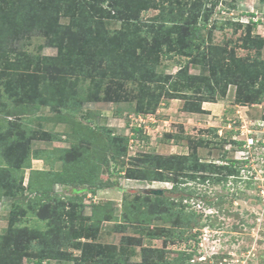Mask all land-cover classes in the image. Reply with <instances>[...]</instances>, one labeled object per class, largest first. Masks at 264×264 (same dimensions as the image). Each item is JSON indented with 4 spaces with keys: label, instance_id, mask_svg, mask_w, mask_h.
Masks as SVG:
<instances>
[{
    "label": "rangeland",
    "instance_id": "rangeland-1",
    "mask_svg": "<svg viewBox=\"0 0 264 264\" xmlns=\"http://www.w3.org/2000/svg\"><path fill=\"white\" fill-rule=\"evenodd\" d=\"M115 1L120 14L105 15L108 31L123 30L124 17L144 30L158 25L170 5ZM19 3L0 0L2 22ZM206 8L209 29L191 57L176 55L180 48L173 47L171 59H148L151 76L133 80L112 78L115 72L92 54L73 70L61 68L68 75L50 84V69L60 66L46 26H27L23 16L26 27L6 33L0 46V174L12 189L5 182L0 186V264H30L41 252L57 255L48 264H264V178L258 163L264 148L257 147L264 134L247 135L252 124L264 121V93L258 94L264 80V0H208ZM196 12L176 19L195 21ZM251 19L261 24L249 30ZM42 20L47 23L45 17L36 21ZM59 23L68 26L70 19L60 15ZM245 70L255 81L251 95L240 89L249 82ZM97 127L110 132V148L101 133L88 130ZM250 139L254 145L239 154L233 142ZM234 157L250 161L240 180L185 182L188 164L219 167ZM253 170L257 175L247 186L244 176ZM223 175L225 170L215 169L211 177ZM174 179L198 193L195 198L176 201L181 195L168 192ZM97 181L108 188L96 190ZM45 191L51 199L39 202ZM183 251L188 256H179Z\"/></svg>",
    "mask_w": 264,
    "mask_h": 264
},
{
    "label": "trees",
    "instance_id": "trees-1",
    "mask_svg": "<svg viewBox=\"0 0 264 264\" xmlns=\"http://www.w3.org/2000/svg\"><path fill=\"white\" fill-rule=\"evenodd\" d=\"M54 1L55 0H50V2L48 0H26L22 2V0H20V3L17 6L12 5V10L9 12L10 15L5 17V22L8 20L6 24L0 19V46L5 45L6 43L8 37L6 33H8V35L10 33L16 35L18 34L17 32H20L26 27L25 25L29 26L31 23L36 26L42 24V28L46 26V28L43 30H48L50 32L49 43H51L52 46H56L58 49L59 54L57 57L58 59H56L60 66L59 70L50 69V84L54 82V79L56 80L57 78H61L60 81H62L63 77L68 75L67 72L61 68L70 67L72 69L75 66H79L82 61V57L84 58L92 54L99 57L96 59L98 62L103 63V65H106V68H110L115 72L113 76H111L112 78H129L130 80H133L138 77L143 78V74L151 76L154 68H152V66L149 64L148 59H151L153 56H155L156 61L158 56L159 58L171 59L173 55H170L168 52L171 51L173 47H178L180 50L175 51L176 55H184L187 58L191 57L192 47L199 46L197 45L196 41L200 40L203 36V33L209 29L208 21L209 17L211 16L210 10L208 11L207 8L204 9L208 3V0H190V4L187 2L182 4L180 0H170V5L167 7L168 9L164 14L165 18L167 19L162 20V22L158 25H144L146 28L144 30L142 27H140L141 25L138 24L136 19L131 21L129 17H124L122 18V20H124L123 22L125 23L123 30L108 31L106 28H104L103 23L105 15L108 19H114L116 17L115 13L120 14V12L116 10L117 6L115 0ZM104 4H106V8H111V10L106 9L103 6ZM147 8L148 6L144 7V9ZM194 9H197L195 15L197 19L195 21L188 19L187 21L184 20L179 22V20L176 19L178 16L186 13L189 15L192 11H194ZM231 9H235V7H230L227 9V11H231ZM114 10V15H111V11ZM60 15L70 19V25L65 26L60 24ZM23 16H26L23 19V23L25 25L21 23V18H23ZM250 16L255 17L254 14H251ZM41 17L47 18V23H45L43 20L42 22L36 21L37 19H41ZM198 17L201 18V20H199L200 22L198 21ZM27 21L31 23H28ZM259 24L261 23L250 21L246 26L249 27L248 29L250 30V28L252 29L254 26ZM73 29H75V31H72ZM2 33L6 36H3ZM248 36H250V34H248ZM164 47L168 49L164 50ZM56 59H50V63L56 61ZM119 63L123 65H120ZM79 69L83 70V68ZM245 72L249 78V82H246L240 89H244L245 93L251 95L255 90V81L253 80L252 76H250L251 74L249 70H245ZM262 73L264 75V71ZM235 84L241 86V84L237 81H235ZM261 87L262 90L259 91L258 94L264 93V80L261 81ZM31 98L37 99L38 97L32 96ZM53 99L54 97H50L51 107L53 104ZM39 104L49 105V103L46 102H39ZM61 109L64 110L65 108L59 106L58 110ZM88 130L101 133V135L105 137L107 145H109L112 140L110 132L104 127H97L94 129L89 128ZM133 131L141 133V131L138 129H134ZM23 137L21 136L19 139L24 140ZM128 141L129 139L126 138L123 140V146L126 149ZM233 143L239 147L241 146V143ZM124 150L121 152H114V154H123L125 152ZM24 152L25 151H22L21 148L20 158L22 161L25 160ZM222 162L223 163L219 165V167H215L214 164L202 162L198 163L197 166L188 164V174L185 175V182L220 184V182L226 183V181L230 179L234 182H236V180H240L238 178L245 163L232 159H224ZM17 167L18 165L14 166V168ZM215 169L225 170V175L219 177L218 179H212L213 177L211 176H214ZM5 177L6 176L2 177V174H0V186L5 182L6 190H11V184H9L8 181H5ZM174 180V182H171L173 186L170 190H168V192L172 194L177 193L182 196H180V199L176 201L181 200L183 202L186 199L195 198L196 194H198L189 187H181L180 184L182 183H179V179H177V181L176 179ZM246 184L247 186H250L252 183L246 182ZM93 186L96 187V190L108 188L106 185H101V183L98 181L93 184ZM183 194H186V196L183 197ZM38 199L39 202H42L43 200H50L51 196H49V191H45L43 194L39 195ZM155 201L159 202L161 199L156 197ZM176 238L179 239L178 237ZM35 248L37 250L41 249V247L38 248V246ZM181 255L188 256L186 255L185 251L179 252V256ZM57 259V255L41 252L37 255V257H35V259H30V264H48L49 261ZM155 264L171 263L155 262Z\"/></svg>",
    "mask_w": 264,
    "mask_h": 264
},
{
    "label": "built area",
    "instance_id": "built-area-1",
    "mask_svg": "<svg viewBox=\"0 0 264 264\" xmlns=\"http://www.w3.org/2000/svg\"><path fill=\"white\" fill-rule=\"evenodd\" d=\"M256 17V16H255ZM254 18V17H253ZM250 21H252V22H254L253 21V19H251ZM249 21V22H250ZM256 122V121H255ZM250 129L247 131V135H249L250 133H252L251 134V136L253 137V138H255L256 137V134H260V137L259 138H261L262 137V134H264V121H257L255 124H252L251 125V127H249ZM257 135V136H258ZM252 137H250V138H252ZM258 138V139H259ZM248 139V138H247ZM250 143L248 144V142L247 141H245V140H243V142L242 141H237L238 143H241V146L239 147V154H243V153H245V152H248V150L251 148V146H253L254 145V143H252V141H253V139H250V140H248ZM257 143H258V145H257V147L259 148V149H262V148H264V141H257ZM246 147H248V148H246ZM243 148H245V149H243ZM241 149H243V150H241ZM254 149V148H253ZM236 152V153H237ZM240 157H234L232 160H235V161H241V162H244L245 164H244V167L245 166H247L248 165V163H250V161L248 160V157L247 158H240ZM259 164H260V172H261V177H263L264 178V169L262 168V167H264V154L260 157V159H259V162H258ZM243 167V168H244ZM242 168V170H241V174H242V172H244V169ZM253 168V167H252ZM256 175H257V171H255V170H253V171H248V176H244V177H246L245 179H243V180H245L246 182H249V181H253L254 179H255V177H256ZM247 177H250V178H247ZM261 180H264V179H261ZM245 182V183H246ZM263 193V192H262Z\"/></svg>",
    "mask_w": 264,
    "mask_h": 264
},
{
    "label": "water",
    "instance_id": "water-1",
    "mask_svg": "<svg viewBox=\"0 0 264 264\" xmlns=\"http://www.w3.org/2000/svg\"><path fill=\"white\" fill-rule=\"evenodd\" d=\"M152 194L156 195V196H160L162 194V191H151Z\"/></svg>",
    "mask_w": 264,
    "mask_h": 264
}]
</instances>
